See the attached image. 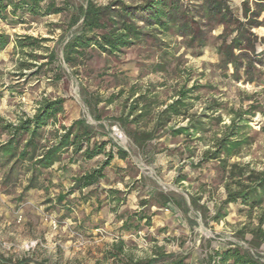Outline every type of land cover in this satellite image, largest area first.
I'll use <instances>...</instances> for the list:
<instances>
[{"label":"rangeland","instance_id":"rangeland-1","mask_svg":"<svg viewBox=\"0 0 264 264\" xmlns=\"http://www.w3.org/2000/svg\"><path fill=\"white\" fill-rule=\"evenodd\" d=\"M93 1L100 5L124 3L128 6L146 2ZM176 1V23L192 19L194 26L201 29L203 46H198L200 38L190 43L189 32L171 28L165 34L157 30L154 24L142 21L147 19L146 14L138 12L134 20L146 34L141 42L117 56L93 52L88 69L79 75L72 74L64 65V78L60 81L53 79L52 71L35 75L36 67L25 69L21 66L39 64L47 58L36 60L22 55L14 49L13 43L0 50V142L7 139L3 125L32 116L43 98L62 96L67 98L65 123L82 117L98 131L107 132L131 155L125 161L114 158L105 170L106 178L96 191L102 200L99 206L95 195L86 201L88 189L67 195L70 176L61 180V164L56 165L54 171L57 181L65 184L64 190L58 186L50 187L49 191L34 189L23 201L19 200V195L27 178L4 187L2 177L8 167L0 169V253L13 259L29 257L47 264H123L126 257L146 259L162 251L188 255V264H201L210 253L229 242L249 248L239 231L247 228L245 233L250 237L248 231L257 226L261 208L241 201L230 203L226 216L215 221L216 207L227 196L226 174L216 160L199 167L192 163L197 164L203 150L209 147L212 131L230 122V108L247 109L255 99L264 102V41L257 45L256 80L237 81L231 76V66L228 72L219 67L215 37L223 31V26L207 19L204 0ZM226 1L239 13L243 0ZM75 2L84 3L85 0ZM62 19L61 16H46L15 27L0 23V30L12 38L16 34L50 38L46 44L52 47L62 33V28L55 24L61 25ZM256 33L264 38V28L257 29ZM35 53L44 57L48 54L46 50ZM158 64L165 70H157ZM184 85L186 88L198 85L189 100L191 114L213 115L206 107L217 103L222 107V122L210 127L213 130L203 134L200 140L198 135L173 137L159 131L144 149L135 146L118 119L127 114L138 95L145 93L147 100L153 103L152 114L131 124L130 128L150 129L153 114L171 102ZM261 107L251 118L247 130L253 143L242 150L240 157L229 161L248 165L247 171L264 170V105ZM175 122L176 127L183 126L188 119L176 118ZM67 158L65 155L63 160ZM181 174H188L189 180L176 183L175 179ZM229 183L231 189L236 188L230 180ZM108 188L128 191L125 196L121 195L124 201L119 206L104 191ZM151 189L156 193L172 192L178 202L169 210L166 206L160 207L155 199L152 204L142 205L141 201L147 199ZM63 191L66 193L64 204H54V199ZM189 194L200 195L199 204L203 208L192 207ZM182 198L186 199L189 211L184 204L181 206ZM126 211L151 216V225L147 226L143 220L138 230L122 229L126 217L121 215H126ZM119 245L122 251L118 250ZM258 251L264 259V243Z\"/></svg>","mask_w":264,"mask_h":264},{"label":"trees","instance_id":"trees-1","mask_svg":"<svg viewBox=\"0 0 264 264\" xmlns=\"http://www.w3.org/2000/svg\"><path fill=\"white\" fill-rule=\"evenodd\" d=\"M176 2L146 0L143 5L128 6L124 3L100 5L93 0H85L84 3H76L75 0H0V23L11 27L34 22L46 16L63 18L61 25L55 24L62 28V33L54 46L46 44L51 41L50 38L30 34H16L12 38L7 32L0 30V50L13 43L14 49L22 55L31 56L36 60L47 58L39 64L29 63L21 66L25 69L36 67L35 75L52 71L53 79L60 81L64 78V65L71 69L72 74L79 75L88 69V64L94 57L93 52L117 56L141 42L146 34L134 20V15L138 12L146 14L147 19L142 21L154 24L157 30H162L165 34L171 28L178 32L183 30L186 34L189 32L190 43L200 38L198 46H203L201 29L194 26L192 19H186L182 24L176 23ZM203 7L210 22L223 26V31L215 37V47L220 57L219 67L228 72L231 66V76L237 81L243 79L244 82H254L257 70L255 56L259 54L257 45L264 41V38L256 33L257 29L264 28V0H243L239 13L226 0H204ZM183 12L185 15L186 12ZM37 50H46L47 57L36 54ZM161 64L157 67L159 71L165 70ZM197 86H182L171 102L153 114L152 127L141 131L130 128V125L151 116L153 103L147 100L145 93L138 95L127 114L118 119L127 131L130 141L138 148L144 149L159 131L173 137L198 135L197 139L200 140L203 134L213 130L210 127L213 128L222 122V107L217 103H210L206 110L211 111L213 115L191 114L189 100ZM66 102L67 98L62 96L43 98L32 116L21 117L17 123L3 125L7 139L0 142V169L8 167V170L3 174L2 185L6 187L26 177L27 182L19 195L20 201L25 200L34 189L49 191L50 187L55 186L63 189L65 184L57 181L54 171L55 166L61 164V180L67 175L70 176L71 187L67 190V195L88 189L86 201L95 195L99 206L102 200L96 191L101 181L106 178L105 170L114 158L122 161L130 159L128 150L119 146L107 132L98 131L86 119L80 117L65 123ZM263 105L264 102L255 99L247 109L241 106L230 108V122L221 126L218 131H212L209 147L203 150L197 164L192 163L194 167H199L216 160L226 174L227 196L216 207L213 217L215 221L226 216L230 203L241 201L245 205L261 208L257 226L248 231L250 237L247 238L245 233L247 228L239 231L249 248L229 242L210 253L201 264H264V259L258 251L264 243V170L247 171L248 165L241 166L239 162H229L232 158L240 157L242 150L253 143V137L247 130L250 128L251 118L261 111ZM176 118L188 119V123L176 127ZM49 126L52 128L48 130ZM262 130L264 131V127ZM65 155L68 158L64 161ZM186 180H189L188 174L178 175L175 179L176 183ZM229 180L236 185L235 189H231ZM104 191L116 206L124 201L121 195L128 193L114 188ZM176 198L172 192L156 193L151 189L147 199L141 203L144 206L149 205L155 199L160 207L172 208L178 202ZM65 199L66 193L60 192L54 199V204H64ZM182 199L181 206L184 204L189 211L186 199ZM200 199V195L189 194L190 204L196 209L203 208L199 204ZM121 217H126L122 224L124 230L140 229L143 220L147 226L152 223L151 216L139 211H126V215ZM118 250L122 251L120 245ZM187 259L188 255L158 251L146 259L134 260L126 257L123 264H188ZM0 264L47 263L29 257L13 259L0 253Z\"/></svg>","mask_w":264,"mask_h":264},{"label":"crops","instance_id":"crops-1","mask_svg":"<svg viewBox=\"0 0 264 264\" xmlns=\"http://www.w3.org/2000/svg\"><path fill=\"white\" fill-rule=\"evenodd\" d=\"M26 203H29V200H27Z\"/></svg>","mask_w":264,"mask_h":264},{"label":"built area","instance_id":"built-area-1","mask_svg":"<svg viewBox=\"0 0 264 264\" xmlns=\"http://www.w3.org/2000/svg\"><path fill=\"white\" fill-rule=\"evenodd\" d=\"M167 210H169V207L167 208Z\"/></svg>","mask_w":264,"mask_h":264}]
</instances>
